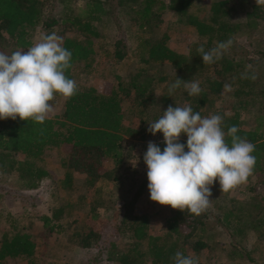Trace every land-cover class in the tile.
Listing matches in <instances>:
<instances>
[{
    "label": "trees",
    "instance_id": "obj_1",
    "mask_svg": "<svg viewBox=\"0 0 264 264\" xmlns=\"http://www.w3.org/2000/svg\"><path fill=\"white\" fill-rule=\"evenodd\" d=\"M155 2L143 0L138 3V0H124L120 6H132L131 9L137 6L136 14L140 15V20L147 25L153 16L152 5ZM228 3V0L212 2L209 21L189 14L191 0H169L168 4L159 2V9H167L175 13L179 19H186V24L195 29L197 36L206 40L205 44L201 45L208 50L217 42L233 40L239 31L238 24H231L227 20L232 11V8H228ZM104 14L106 15L103 3L93 1L87 5L86 10L66 21L84 37L82 41L66 38L62 42V46L72 53L71 67L65 73L68 78L73 79L72 70L75 65L89 61L94 55L92 40L99 34L92 23L98 21ZM246 18L249 21L264 20L260 5H253L251 11L246 13ZM40 19L41 9L38 0H0V43L11 40L18 49L27 50L31 47L28 32L36 27ZM54 24L55 22H51L44 26L48 28ZM233 44L221 59L212 64H204L197 52L200 46L198 44L192 45L188 54L184 55L171 50L164 40L153 43L147 39L143 40L144 58L141 61L144 64H167L173 70V75H152L146 70H141L128 82L116 77V84L109 86L105 92L94 88H78L74 96L65 99L63 112L54 118H47L42 124L31 119L22 121L19 117L15 120L0 119V171L4 174L19 173L26 180L27 189L34 190L50 177L46 170L36 167L35 161H41L46 149L67 146L70 147V151L66 160L62 162L65 170L64 180L61 182L63 189L72 188L74 174L83 175L88 185H93L100 179L123 181L122 174L117 176L114 171L109 172L105 168L108 162H112L116 169L123 164L122 142L134 138L137 141L160 140L150 138L152 134L147 130L148 123L162 116V112L170 105L190 106L193 112H199L202 116V110L210 104V97L217 96L219 99V96L224 94L225 81L235 75L239 68H244L236 62L234 56L229 55L228 51L233 50ZM120 46V41L115 43L113 55L117 60H122L125 56ZM247 73L249 77L253 75L251 71ZM199 76L203 77L199 82L202 89L199 95L190 96L183 84L169 95V86L177 78L197 81ZM253 83L255 80L250 78H238L233 83L238 84V89L233 92L234 97L249 96L254 89ZM158 87L160 91L156 94ZM259 92L260 97L264 99V90ZM57 95L59 94L55 96ZM230 103L222 104L216 110L223 118L222 129L227 133L228 127L235 125L238 128L236 135L246 138L255 145L252 154L256 157V164L252 175H264V134L259 133L263 125L259 122L253 130L242 128L239 111H245L248 102L233 105ZM124 107H127L128 113ZM224 111L233 114L227 116L221 113ZM158 134L160 136V132L155 135ZM226 141L230 145L231 138L227 135ZM179 142L186 145L187 141L179 139ZM157 146L163 151L166 145L164 142H158ZM19 154L24 156L23 161L15 160V156ZM141 179L143 180L136 190V197L141 195L143 187H148L147 175L141 176ZM215 183L220 186L218 181ZM245 201L246 203L237 210L225 212L219 208L223 211L221 218L207 210L196 216L187 210L181 212L171 208L166 219V232L155 236L149 233L150 208L136 207L140 213L133 210L134 214H127L125 220H122L125 231L132 233L135 244L121 257L120 255L117 257L114 243L107 241L110 233L107 237H102L99 230L90 228L74 236L80 238L78 243L83 249L97 250L108 246V254L118 264H173L171 257L177 251L185 256L199 258L218 247L210 240L217 237L220 231L228 237L225 254L227 261L254 264L251 256L256 250L254 246L258 242L264 243V201L257 198ZM61 215L62 211L58 210L51 217L42 218L44 227L52 231L55 228L53 222L59 220ZM87 217L93 222L99 220L94 208L90 209ZM210 223L211 225L214 223V226L211 227ZM142 242L146 244V251L140 250ZM36 248L37 244L29 234L20 231L12 235L5 234L0 242V264L21 258L27 259V264H35L33 257ZM223 251L225 252V249ZM145 258L147 260L149 258V262L146 263Z\"/></svg>",
    "mask_w": 264,
    "mask_h": 264
},
{
    "label": "rangeland",
    "instance_id": "obj_2",
    "mask_svg": "<svg viewBox=\"0 0 264 264\" xmlns=\"http://www.w3.org/2000/svg\"><path fill=\"white\" fill-rule=\"evenodd\" d=\"M93 1L103 3L106 15L100 16L92 26L99 34L93 39L94 55L87 62L75 65L72 70L73 80L79 89L94 88L106 91L109 86L116 84V77L128 82L141 70L149 74L173 75V70L167 64H144L142 41L150 42L165 41V44L174 52L188 54L192 45L205 44V39H200L194 28L186 24V19L179 17L167 10L159 9V2L168 4L169 0H155L152 5L153 16L145 25L136 14L137 6L121 7L124 0H38L41 9L40 22L28 32V40L31 46L40 39L55 32L59 37L77 41L84 37L77 32L76 28L70 27L66 21L86 10L88 4ZM220 0H191L189 14H194L200 19L209 21L211 14L210 5ZM143 0H138V3ZM228 8H232L229 19L231 24H238L239 31L234 35L233 50L228 51L240 63L237 73L225 81L230 89H225L219 99L210 97V104L202 110V117L218 114L216 110L220 105H230L247 101L246 110H240L241 127L253 130L259 122L263 125L259 133L264 134V99L260 97V90H264V20L249 21L246 13L251 11L253 5H260L264 14V4H256V0H228ZM134 10V11H133ZM55 22L51 27L44 24ZM120 41L125 54L122 60L114 57L115 43ZM15 51L26 52L18 49L14 41L0 43V52L11 55ZM251 65V68L247 66ZM244 71H251L256 76L254 89L249 96L242 95L235 98L233 92L238 89V84L233 85L241 78ZM203 80L202 76L197 81ZM160 88H157L158 94ZM65 98L57 95L50 104L53 112L47 118L59 116L63 110ZM126 111L128 113L127 107ZM227 116L233 113L221 112ZM150 138L164 139L163 134L152 135ZM179 139L186 140V134ZM123 164L116 169L112 162H108L105 168L114 171L117 176H123V181L114 182L100 179L93 185H88L83 175H73V186L69 190L63 189L61 182L64 180L65 170L62 162L70 151V147L46 149L41 161H35L36 167L43 168L49 173V178L34 189L28 190L27 182L19 173L4 174L0 171V242L5 234L12 235L20 231L29 234L37 244L35 250V264H118L108 254V246L103 249H83L79 246L80 238L76 237L90 228L99 230L102 237L114 243L117 257L123 256L135 244L131 232L125 231L122 220L127 214H134L137 208H150L149 233L153 236L166 232V219L169 217L171 206L160 205L151 201L150 196L142 200L141 195L135 196L141 182V161H139L140 147L137 139L122 142ZM15 160L23 161V155L15 156ZM140 176V178H139ZM211 190L210 206L207 211L214 216L223 215V211L237 210L246 203L245 200L257 198L264 201V175H250L245 183L222 192L215 182L209 186ZM134 197L136 199H134ZM148 202V203H147ZM148 205V206H146ZM141 206V207H140ZM153 207V208H152ZM91 208H94L98 222L90 221L87 217ZM135 208V209H134ZM221 208L223 211H220ZM61 210V218L53 222L55 228L50 231L44 227L42 218L51 217L55 211ZM127 221V220H126ZM128 222V221H127ZM214 226V223H212ZM211 223L210 226L212 227ZM116 228V229H115ZM217 237H212L210 242H215L218 247L197 258L200 264H236L227 261L226 245L228 237L220 231ZM74 234H77L74 236ZM140 250H145L146 244L142 242ZM225 249V252L223 249ZM251 254L254 264H264V243L258 242ZM144 251V252H145ZM191 256V255H190ZM149 260V258H148ZM146 258V263L149 262ZM7 264H27V259L21 258L16 261H8ZM148 264V263H147Z\"/></svg>",
    "mask_w": 264,
    "mask_h": 264
},
{
    "label": "clouds",
    "instance_id": "obj_3",
    "mask_svg": "<svg viewBox=\"0 0 264 264\" xmlns=\"http://www.w3.org/2000/svg\"><path fill=\"white\" fill-rule=\"evenodd\" d=\"M264 4V0H256ZM233 40L217 42L206 50L197 48L204 64H212L222 58L232 46ZM71 51L62 46V38L55 32L43 36L26 52L15 51L11 55L0 52V119L17 117L44 123L53 112L52 101L56 94L65 99L78 91L75 80L66 76L71 67ZM251 68V65L247 66ZM242 79L255 80L247 71ZM183 84L190 96H197L202 89L199 81L177 78L169 86V95ZM225 89L230 85L225 84ZM154 122L148 132L163 134V151L149 141L143 161L147 166L150 199L160 205L199 216L210 206V187L219 182L222 192H228L245 183L252 175L256 157L252 154L255 145L236 135L238 128L222 129L223 118L218 114L202 117L190 106H169ZM186 134V145L179 142ZM231 138V143L226 141ZM187 149V151L185 150ZM173 264H198V259L177 251Z\"/></svg>",
    "mask_w": 264,
    "mask_h": 264
},
{
    "label": "crops",
    "instance_id": "obj_4",
    "mask_svg": "<svg viewBox=\"0 0 264 264\" xmlns=\"http://www.w3.org/2000/svg\"><path fill=\"white\" fill-rule=\"evenodd\" d=\"M148 141V142H147ZM150 140H146V141H137V145L140 147V156H139V161H141V173L140 175L141 176H145L147 175V166L146 164L144 163L143 161V155L144 153L147 151V146H148V143H149ZM155 144H157L158 142H164V139L162 140H157L156 141H151ZM146 179V178H145ZM140 192V191H139ZM150 196V192L148 190V187L145 186L141 189V197H142V200L146 199V197ZM148 203V202H147ZM141 207V206H140ZM153 208V207H152Z\"/></svg>",
    "mask_w": 264,
    "mask_h": 264
}]
</instances>
